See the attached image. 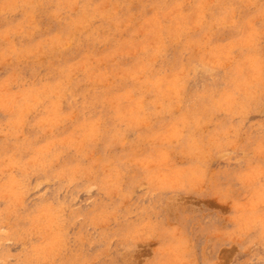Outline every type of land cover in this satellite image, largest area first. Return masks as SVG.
Instances as JSON below:
<instances>
[{
    "label": "rangeland",
    "instance_id": "374dc122",
    "mask_svg": "<svg viewBox=\"0 0 264 264\" xmlns=\"http://www.w3.org/2000/svg\"><path fill=\"white\" fill-rule=\"evenodd\" d=\"M0 264H264V0H0Z\"/></svg>",
    "mask_w": 264,
    "mask_h": 264
}]
</instances>
